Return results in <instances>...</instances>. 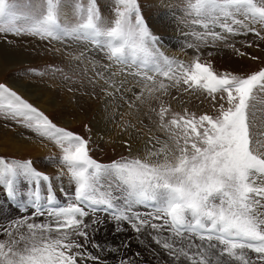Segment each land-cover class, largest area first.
Masks as SVG:
<instances>
[{
	"label": "snow or ice",
	"instance_id": "1",
	"mask_svg": "<svg viewBox=\"0 0 264 264\" xmlns=\"http://www.w3.org/2000/svg\"><path fill=\"white\" fill-rule=\"evenodd\" d=\"M180 11L191 28L201 29L185 33L197 42L186 43L196 51L190 62L165 54L162 37L151 30L138 0H114L111 18L97 0H25L23 5L0 0V32L90 44L102 52L109 63L90 61L93 70H103L89 82L99 83L113 101L119 96L130 110L183 86L185 93L204 91L215 111L173 112L161 101L149 112L167 139L162 142L149 128L143 156L101 163L90 155L89 139L58 126L0 83V116L52 141L61 153L45 158L58 163L54 175L38 170L31 159L0 157V264H106L88 250L89 244L103 250L90 235L104 224L101 212L117 232L125 223L138 240L147 231L170 264H264V139L251 131L253 102L264 96V66L251 73L218 72L210 60L200 59L201 47L218 43L245 55L230 37L255 33L264 40L255 27L264 28V0H184ZM84 58L83 51L72 55L80 62ZM113 66L119 71H111ZM122 75L135 84L117 79ZM63 77L73 79L68 73ZM136 84L139 92H133ZM130 92L133 98L126 99ZM65 176L70 189L62 186ZM121 247L129 244L107 248L118 255V264H140L139 253L120 255Z\"/></svg>",
	"mask_w": 264,
	"mask_h": 264
},
{
	"label": "rangeland",
	"instance_id": "2",
	"mask_svg": "<svg viewBox=\"0 0 264 264\" xmlns=\"http://www.w3.org/2000/svg\"><path fill=\"white\" fill-rule=\"evenodd\" d=\"M19 2L23 5L25 0H19ZM83 2L86 4L87 0ZM138 2L153 33L162 37V50L165 54L190 62L196 55V51L186 47V43L197 42L190 35L185 36V33L201 29H193L185 22L190 18H185L184 13L180 11L184 0H138ZM97 3L102 13L111 18L110 12L114 0H97ZM65 10L72 19L71 9L65 8ZM164 16L170 19L162 18ZM255 27L264 35V28L260 25H255ZM0 38V83H4L27 99L58 126L89 139L90 155L101 163H108L121 156H143L149 128L160 137L162 142L167 139L166 134L156 127L157 116L149 112V107L158 110L161 101L166 106L170 105L173 112H183L186 108L189 112H195L198 115L215 114L213 102L204 91L185 93L183 86L170 87L168 94L161 95L159 100L153 99L150 105H138V110L136 108L130 110L119 96L113 101L105 97L99 83L93 86L89 82L90 79L95 78V71L103 70L99 67L93 70L90 61H97L98 65L109 63L104 54L93 49L90 44L80 43L69 46L67 43H50L27 34L17 36L3 32H0ZM2 42L7 43L6 53L4 49H1ZM166 42L169 46H166ZM228 42L233 43L235 48L245 55H238L232 48H226L223 43H218L215 48L201 47V61L210 60L218 72L251 73L264 66V40L257 37L255 33L230 37ZM165 47L167 50H164ZM172 50L177 51L179 56L171 54ZM82 51L85 52L84 62L72 59V55ZM209 52L212 53L211 56L208 55ZM29 69H37V72L30 73ZM54 69L62 71H54ZM111 71H119V69L113 66ZM39 73H44V75ZM63 73H68L73 79L65 80ZM125 78L129 84H135V79L131 76L122 75L117 79ZM11 82L24 86L33 97L27 98L18 92L11 86ZM165 83L170 82L165 81ZM140 87L141 85L136 84L133 92H139ZM132 98L133 94L128 93L126 99ZM253 103L254 116L251 131L255 139H264V96L258 97ZM126 142L132 145L131 153H129ZM39 148L43 151L45 149L43 154L38 152ZM60 154V149L52 141L37 136L20 123L0 116V157L31 159L38 170L54 175L58 170V163L50 164L45 158L51 155L59 157ZM63 184H68L66 176ZM56 185L61 190V182L57 181ZM0 195V202H2L3 195ZM59 195L63 197L65 193L61 191ZM99 215L104 219V224L97 232L90 233V235L103 250L92 248L91 244L88 245V250L93 255L99 256L106 264H118V255L108 252L107 248L120 246L123 243H128L129 247L127 249L121 247L120 255L126 253L128 256H133L139 253L140 264H164V262L170 264L166 252L152 241L147 231L138 240L136 234L126 223L122 230L117 232L114 222H109V218L103 214ZM40 219L43 220V217ZM86 264H99V261H86Z\"/></svg>",
	"mask_w": 264,
	"mask_h": 264
},
{
	"label": "bare ground",
	"instance_id": "3",
	"mask_svg": "<svg viewBox=\"0 0 264 264\" xmlns=\"http://www.w3.org/2000/svg\"><path fill=\"white\" fill-rule=\"evenodd\" d=\"M165 3V2H164ZM163 3V4H164ZM66 11V10H65ZM170 16V15H169ZM162 18H165L166 20H168V19H170V18H168V17H166V16H164V17H162ZM163 20V19H162ZM169 25V24H168ZM1 39V38H0ZM3 39V38H2ZM6 39V38H5ZM166 44V46H169V43H165ZM172 46V45H171ZM7 47V43L6 42H2V46H1V49L3 50L4 49V51L5 50H7V49H5ZM8 48V47H7ZM12 49V48H11ZM164 50H167V47H165L164 48ZM8 51V50H7ZM5 53H6V51H5ZM166 53H168L167 51H166ZM170 53L171 54H174V55H177V56H179L178 55V53H177V51H170ZM186 54V53H185ZM184 58H186V56H184ZM11 86L14 88V89H16L18 92H20V93H22L24 96H26L27 98H29V97H31L32 95L31 94H29V92H27L26 91V89L24 88V86H21V85H19L17 82L15 83V82H11ZM26 87V86H25ZM33 97V96H32ZM43 106V105H42ZM43 148V147H42ZM44 151H45V149H44ZM42 149H40L39 148V150H38V152L39 153H42L43 154V152H44ZM43 157V156H42ZM44 158V157H43ZM43 158H42V160H43ZM58 165V164H57ZM55 166V165H54ZM55 168V167H54ZM49 169V168H48ZM69 184V183H68ZM68 184H63L62 186H63V188L64 189H70L71 188V186L69 185L68 186ZM57 186V185H56ZM60 189H61V187H60ZM60 192H61V190H59L57 187H56V193H57V196H58V198H60V199H62L63 197H59L60 195ZM1 196V195H0ZM2 201V200H1Z\"/></svg>",
	"mask_w": 264,
	"mask_h": 264
}]
</instances>
